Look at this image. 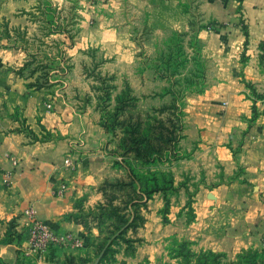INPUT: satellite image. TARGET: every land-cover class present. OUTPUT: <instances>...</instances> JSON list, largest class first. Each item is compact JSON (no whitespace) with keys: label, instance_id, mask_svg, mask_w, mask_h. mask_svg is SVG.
<instances>
[{"label":"crops","instance_id":"crops-1","mask_svg":"<svg viewBox=\"0 0 264 264\" xmlns=\"http://www.w3.org/2000/svg\"><path fill=\"white\" fill-rule=\"evenodd\" d=\"M126 1L154 29L145 45L148 56L154 53L158 36L189 27V14L181 5L184 0ZM198 1L202 16L220 25L213 27L210 22L199 31L206 87L186 98L184 142L192 152L175 166L182 174L177 182L188 177L187 183L183 181L185 187L188 192L196 191L195 219L185 224L184 216L170 213V221L162 223L158 212L162 202L155 195L148 201L145 223L137 231L143 241L129 259L132 264L154 263L171 236L193 239L196 249L226 252L231 260L241 250L257 247L264 238V98L254 99L250 90L264 94V0ZM91 11L96 20L78 24L77 48L111 47L114 55L108 57L114 59L106 63H137L140 47L130 40L131 25L105 23L100 9ZM239 20L246 26L247 38ZM71 59L77 60L74 55ZM18 60L16 51H0V239L10 224L22 233L21 240L0 244V258L15 264L22 254L29 207L56 233L70 232L83 240L81 249L57 251L60 258L93 255L97 229L87 231L66 215L75 212V203L82 197L85 207L100 202L99 184L119 177L122 171L111 167L108 137L94 106L53 100L46 110L40 104L42 91L28 90L8 70L7 65ZM20 124L38 137L47 131L49 137L33 140ZM66 157L72 159V169L64 167ZM62 183L66 189L59 194ZM182 189L185 195L179 197L176 211L188 198Z\"/></svg>","mask_w":264,"mask_h":264},{"label":"trees","instance_id":"trees-1","mask_svg":"<svg viewBox=\"0 0 264 264\" xmlns=\"http://www.w3.org/2000/svg\"><path fill=\"white\" fill-rule=\"evenodd\" d=\"M241 2L242 0H236ZM34 10L44 19L41 21V31L44 36L52 34H64L72 44L74 42V34L72 28L75 26L77 16L70 15V18L60 17L57 13V5L51 0H37ZM70 9H76L75 3L72 2ZM73 11V12H74ZM59 18L62 20L60 21ZM190 30L181 32L172 31L168 37L162 42L163 48L155 45V57L148 58L150 65L146 66V70H152L155 77L160 81H165L168 86L161 89L160 97L169 95L171 100L168 104L160 107L152 108L149 111L137 112L133 115L135 108V98L130 95V89H127L115 97V106L112 113H106L107 105H98L101 113L100 125L107 133L117 136L115 153L121 159L115 161V167L124 170V174L116 179H105L99 186L102 193L103 201L98 202L93 211H89L91 220L99 230L101 237L96 239L94 246V256L97 259L95 264H103L115 262L114 255L122 250L125 254L133 255L135 245L139 239L135 237L137 230L145 223V216L142 209H146L148 200L154 195L159 194L163 200V206L159 209V214L163 218V222H168V213L170 207V197L178 195L181 188H185L187 195L188 189L184 182H175L174 173L171 170V163L186 158L187 153L180 154L178 148V140L182 138L180 131L183 127L184 117V100L185 97L192 93H202L206 87V65L201 55V44L199 40V31L205 29L207 25L190 23ZM241 27L245 37L248 32L246 26L241 22ZM188 37V40L186 38ZM10 39L9 36H7ZM247 39H245V45ZM31 60L35 55L28 54ZM47 63L38 62L30 69L34 61H25L16 73L24 76L25 70H28V77L25 87L30 90L48 89L55 85L56 79L52 78L50 73L53 70H59L62 74L68 72L72 67L69 65V58L66 57L63 50L59 51L55 57H48V53H44ZM244 60V59H243ZM62 64V67H60ZM190 66L188 77L183 80L177 77L181 75V71ZM35 73L39 75L33 76ZM56 75V74H55ZM251 94L254 99H263L264 94L257 93L254 88L250 87ZM110 94L104 93L103 100L110 101ZM254 110V105H253ZM127 114L126 118H122ZM166 114V115H164ZM119 116L121 119H119ZM117 129L120 136L117 135ZM46 139L49 134L45 132ZM78 205V204H77ZM75 208H79L78 206ZM189 210L187 221L194 220L190 199L186 206ZM97 210L96 212L94 210ZM88 215L77 213L66 215L67 219H73L81 223L88 231ZM132 232L135 238L128 235ZM22 233L14 229V225L10 224L4 236L0 239V244L6 245L14 241H19ZM174 249H169L173 257H180L182 264H221V255L203 251L199 254L192 253L184 241H174ZM52 255V259L58 256L55 248H50V253L46 260ZM87 264L91 260L83 259L82 256H68L65 263L50 260L48 263L60 264ZM45 260V261H46ZM0 264H10L0 258ZM15 264H33V262L22 254L17 258ZM225 264H264V253L258 250H246L238 255L235 262Z\"/></svg>","mask_w":264,"mask_h":264},{"label":"rangeland","instance_id":"rangeland-1","mask_svg":"<svg viewBox=\"0 0 264 264\" xmlns=\"http://www.w3.org/2000/svg\"><path fill=\"white\" fill-rule=\"evenodd\" d=\"M54 5H57V13L60 15V17L70 18L71 14H75L77 18L73 20L76 24L72 28V33L74 34V43H70V40L64 35V34H52L49 36H44L43 31H41V25L43 24L41 21L44 19L39 15V12L36 10H30L31 6H35L37 3V0H0V51L1 50H11L16 51L20 54V60L17 61L16 64L7 65L8 70L13 74L15 78L21 79L23 84L25 85L26 81L24 78L28 77V70H25V74L23 77H20L16 71L22 67V65L25 63V61H30L31 57L28 54L35 55L34 61L32 66L33 68L39 61L42 63H47V59L44 55V53H48V57H55V55L59 54V51L63 50L66 57L69 58V65L72 67L68 70V72L62 74L59 70H53L50 73L53 75L52 78L56 79L54 83L55 85L49 87L48 89H41L43 95L41 99V106L47 103H51L54 101H60V100H66L71 103H76L77 105H93L94 111L98 115V122L100 125V117L101 113L98 110V105L103 106L107 105L106 113H112L113 108L116 104L115 97L121 92L130 89V95L135 98L134 105L135 108L132 110L133 115H136L137 112L141 111H149L152 108L160 107L163 104H168L171 100V97L169 95H166L164 97H160L159 94L161 93V89L164 86H168V84L165 81H160L157 79L153 73L152 70H146V66H149L150 63L148 60H145L144 57L148 58H154L155 57V45H157L159 48H163L162 42L168 37L170 34H166L164 36H158L155 44H154V53L151 56H148L146 54V43L153 38L154 35V29L152 26H149L146 21L145 17L142 19V12H138L137 10H134L136 6H134L133 3L126 1V0H51ZM224 1V0H222ZM72 2L75 3L76 9L75 11L70 9V6H72ZM181 5L183 7V10L185 12H188V25L190 23L195 24H204L209 25L210 22L213 23V20L207 19V17L202 16V13L199 11V1L198 0H184V2H181ZM111 7H118L117 9L111 11ZM98 8L100 9L99 13H102L101 18H105V23H111L113 25H122V24H129L131 25L129 31V37L131 41H134L135 44L138 45L139 50L137 51L138 56L140 55L141 58L137 60V63H131L127 65H120L116 63H106L107 60H113L114 56L109 58V55H112L114 52L113 48L108 47L109 50H101L99 47L90 46L87 48H77L76 41L79 40L78 32V24L85 25L86 24H92L96 20V16L92 13L91 9ZM114 9V8H113ZM74 11V12H73ZM86 14L83 15V13ZM14 17L18 18L16 21ZM59 18L61 21L62 19ZM20 21V22H18ZM242 20H239L238 25H241ZM19 23V24H17ZM220 25L219 22L213 23V27ZM190 30V26L187 29L179 30L181 32H188ZM159 35V34H158ZM7 36L10 37V39L7 38ZM188 40V37L186 38ZM112 53V54H111ZM73 55L77 60L73 61L71 58H73ZM114 55V54H113ZM51 59V58H50ZM60 67H62V64H60ZM190 69V66H188L186 69L182 70L181 75L177 78L180 80H183L184 77H188V71ZM56 74V75H55ZM39 75L38 73H35L33 76ZM108 92L110 94V101L103 100L104 93ZM189 96V95H187ZM184 100V107L186 104V98ZM43 107V106H42ZM47 110V108L45 107ZM183 112L185 114V110L183 108ZM166 115V114H164ZM122 118H126L127 114L124 116H121ZM119 116V119H121ZM186 118L185 115L183 117V127L182 130L179 132L180 135H182V138H179L178 140V148L180 149V154L187 153L190 157V154L192 152L186 150L188 146H185V125H186ZM22 123H25V120L22 119ZM101 126V125H100ZM21 130L25 132L28 136H30L33 140L39 139L42 140L43 137H45V133L40 134V137L35 135V133H31V131L24 125L20 124ZM102 127V126H101ZM104 130V128L102 127ZM47 132V131H46ZM104 132L107 134L108 137V144L110 149L108 150V154L111 157V167L116 168L119 170L118 167H115L114 162L120 161L121 157L116 154L114 151L116 149V143H117V136H114L110 133H107L105 130ZM48 133V132H47ZM117 135L120 136V131L117 129L116 131ZM47 136V135H46ZM186 158H182L181 160L174 161L171 163V170L174 173L175 182H185L187 183L190 179L188 177L183 178L182 180L177 182V178L182 176L181 172L179 171V167L175 168L176 165H178L181 161H183ZM181 164V163H180ZM179 164V165H180ZM174 166V168H172ZM122 173L120 176L124 174V170H121ZM119 176V177H120ZM118 177H112L109 180L116 179ZM231 177V179H233ZM5 183H8L5 181ZM102 183V182H101ZM99 184V186L101 185ZM98 186V191H99ZM100 192V191H99ZM101 193V192H100ZM188 198H186V203L190 199V206L192 208V212L195 219V213L194 210H197L198 204H195L194 202H197V200L194 199L196 191L193 190L188 193ZM102 195V193H101ZM159 196L162 202L163 206V200L161 195L156 194ZM181 195H185L183 189L181 188L178 195H172L170 197V207H169V213H174L177 216H184L185 217V224H188L187 221L188 218V208L185 207L186 203L183 207L179 208L176 211V208L179 206V197ZM155 196V195H154ZM153 196V197H154ZM213 198V194L209 193V198ZM84 200L85 197H82L79 199L75 206L77 205L79 208H75V212H72L70 214H81L84 213L88 216L85 218L88 222V227L91 229L92 227L96 228L98 231L99 238L101 237L98 228L96 227L94 221L91 220V216L88 214L89 211H93L94 206L92 207H85L84 206ZM103 201V196L102 200ZM149 201V200H148ZM148 204V202H147ZM160 207V209L162 208ZM174 208H173V207ZM194 206V207H193ZM147 207L146 209H142V213H147ZM97 211L96 209L94 210ZM161 217V221L163 222V218L161 214H159ZM167 216V217H168ZM170 221L168 217V222ZM167 222V223H168ZM138 231V230H137ZM137 234V232H136ZM135 234V237L139 239V242L136 243L135 247L141 243L143 240L140 237H137ZM128 235L135 238L132 232H128ZM184 241L187 244L188 249L195 254H199L203 251H211L217 254L221 255L220 263H232L235 262L238 258V255L246 250H258L259 252H262L261 250V244L259 242V245L257 247H249L247 249L241 250L237 255L231 260L229 259L230 256H227L226 252L221 251H212L209 249L202 250V249H196L195 241L193 239H189L187 237H183L179 239L176 236H171L169 239H167V242L165 243L163 247V254L158 256L154 263L152 264H182L180 257H173L172 253L169 249H174L175 244L174 241ZM94 246H96L94 244ZM94 252V251H93ZM135 255V252L133 255L125 254L122 250H120L118 253L114 255L116 261L115 262H108L103 264H132V261L129 260ZM47 259L46 261H42L40 263L35 264H43L48 263V261L53 260L61 263H65L68 259L66 256L65 258H60L59 256H56V259H52L53 256ZM83 259H89L91 260L90 264H95L97 259L95 258L94 254L89 256H83ZM75 259V258H74ZM79 261V260H78ZM78 261L75 259V263L78 264ZM68 262V261H67ZM80 262V261H79ZM60 264V263H55ZM141 264H149L148 260H144V263ZM192 264H194V261L192 260Z\"/></svg>","mask_w":264,"mask_h":264},{"label":"built area","instance_id":"built-area-1","mask_svg":"<svg viewBox=\"0 0 264 264\" xmlns=\"http://www.w3.org/2000/svg\"><path fill=\"white\" fill-rule=\"evenodd\" d=\"M49 109L50 103L45 104ZM13 163L16 161L13 159ZM64 167L66 169L73 168V161L70 157L64 160ZM66 189V184L62 183L58 187V193L61 194ZM27 220L26 227V240L25 246L22 249V255L30 259L33 264L44 262L50 253V248H55L56 251H71L83 248V240L73 233H56L40 221L36 217V212L33 207L25 210ZM261 250L264 253V238L261 239Z\"/></svg>","mask_w":264,"mask_h":264},{"label":"water","instance_id":"water-1","mask_svg":"<svg viewBox=\"0 0 264 264\" xmlns=\"http://www.w3.org/2000/svg\"><path fill=\"white\" fill-rule=\"evenodd\" d=\"M97 262V261H96ZM43 264H55V263H43Z\"/></svg>","mask_w":264,"mask_h":264}]
</instances>
